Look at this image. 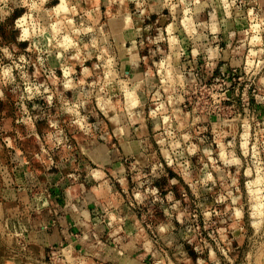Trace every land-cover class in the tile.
<instances>
[{"label": "clouds", "instance_id": "1", "mask_svg": "<svg viewBox=\"0 0 264 264\" xmlns=\"http://www.w3.org/2000/svg\"><path fill=\"white\" fill-rule=\"evenodd\" d=\"M0 264H264V0H0Z\"/></svg>", "mask_w": 264, "mask_h": 264}]
</instances>
